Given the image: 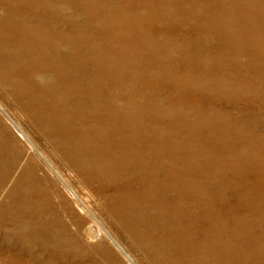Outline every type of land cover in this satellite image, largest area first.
<instances>
[{
    "label": "bare ground",
    "instance_id": "bare-ground-1",
    "mask_svg": "<svg viewBox=\"0 0 264 264\" xmlns=\"http://www.w3.org/2000/svg\"><path fill=\"white\" fill-rule=\"evenodd\" d=\"M240 56L244 58L243 61L238 60ZM109 64L113 66L110 68ZM101 65L109 68V72L104 74L110 81L117 80L118 75H113V70L120 71L126 68V65L133 71L141 70L148 75L154 74L158 82L170 84L169 114L177 113L174 102L178 100V105L185 106V110L179 111L181 119H185L183 117H187L188 114L198 117L204 114L207 120L221 121L219 123L223 124V132L227 136V133L231 132L229 128H233L232 123L244 117L256 120V114L260 113L253 105L260 100L259 92L264 81V0H0V79L28 96V101L33 100L28 102L29 110L33 112L34 109L38 112L39 120L46 127H54L55 114L61 111L68 117L80 116V120L92 119L95 123L94 128L102 125L104 134L109 139L115 140L118 134H124V129L128 131V135L122 136V141L135 140V143L137 142L141 147L139 146V150L116 148L114 159L117 158L123 167L128 166L131 170L142 171L135 181L136 187L139 188L130 200L136 202L141 196L147 202H151L148 203L147 211H152L153 207L156 214L154 220L146 215L143 220L138 215L137 223L135 218L132 220L127 218L132 214H128L129 210H127L126 216L122 214L125 221L135 226L141 222L139 225H142V228L147 223L155 229L159 236H156V240L161 242L164 241L166 232L162 233V230H158L161 228L157 222L165 226V231L169 232L166 237L169 249L170 224L179 228V234L174 235L176 240L173 241L179 243L182 248L189 249L195 246L196 240L193 239V235L185 233V230L190 229L195 231L196 235L202 236L204 249L210 246L216 247L218 233L221 225L225 224L226 217L221 219L212 216L211 201L204 202L202 190L194 186L195 182L194 184L190 182V186L193 187L188 188L189 190L183 188L184 185L181 186V182L175 179L180 177V174L183 179V173L174 175L176 169L170 167L171 160L180 165L187 157L185 153L191 151L187 150L184 153L185 146L179 147L180 149L176 147L178 156L175 159L164 158V152H160L163 145L162 138L156 135L153 129L148 133L138 130L137 124L132 119L135 116L128 115L129 111L126 108L107 112L102 99L105 96L104 87L99 82L103 76L98 74L93 76L95 79L90 78L89 70L84 68L93 67L94 70L96 66L101 67ZM34 75L43 77L44 81L41 79L43 86L34 80ZM129 78L134 81L138 79L133 74H129ZM52 91L55 100H51ZM35 93L43 95L44 98L39 102L35 101L32 96ZM222 96L230 111L217 107L221 103ZM56 104H59L58 108H55ZM150 112L155 114L153 109ZM79 122L77 136L79 138L82 135L84 137L89 135L88 143L91 146L93 128ZM74 129L76 134L75 126ZM231 134L233 136L232 132ZM253 140L254 144L264 147V135ZM115 144L113 143L114 146ZM75 148H83V146L76 144ZM74 153L78 160L82 159L83 151L74 149ZM244 156L245 153H241V157ZM166 159L169 161V164L166 162L169 167L161 164ZM139 163L142 166L140 170L137 169L139 166L136 167ZM4 167L0 168V181L5 182L10 176ZM27 178L25 184L11 180L9 188L0 197V216L5 215L9 218V222L15 226L14 229L11 228L15 230L14 232L24 231L26 234L22 238L25 241L33 236L29 230L33 225L35 228L40 225L45 226L41 220L45 205L39 201L40 197H37L39 192L36 193V190L27 186L36 183L32 180L34 177ZM23 184L28 192L27 196L24 192L19 200L14 193L23 191ZM140 193L142 195H139ZM35 203L38 205L36 206ZM226 215L228 214L225 213L224 216ZM244 216L245 214L239 216L237 225L244 223L246 219ZM226 241L228 240H224ZM206 252L207 254L203 252V258L210 256L207 249ZM9 262L26 264V261ZM167 263L170 264V261ZM186 264H264V261L210 260L187 261Z\"/></svg>",
    "mask_w": 264,
    "mask_h": 264
},
{
    "label": "rangeland",
    "instance_id": "rangeland-1",
    "mask_svg": "<svg viewBox=\"0 0 264 264\" xmlns=\"http://www.w3.org/2000/svg\"><path fill=\"white\" fill-rule=\"evenodd\" d=\"M88 34L86 31V35ZM238 60L243 61L244 58L240 56ZM109 65L110 68L113 66ZM84 68L89 70L90 78L98 76V74L103 76L99 82L104 87L105 96L102 98L104 109L107 112H113L119 108H126L129 111L128 115L135 116L132 119L137 124L138 130L148 133L153 129L155 134L162 138L163 145L160 152H164V158L173 157L175 159L178 156L177 148L180 149L184 146L187 148L183 150L184 153L187 150L191 151L185 153L187 157L180 165L173 163L174 161L170 159L172 163L170 167L176 169L174 170L176 173L172 171L174 175L183 173V179L186 180L182 179L181 174L180 177L176 176L177 178H175L179 183L181 182L180 185H184H181L183 188L189 190L188 188L193 187L190 186V182L193 184L195 182L194 186L202 190L204 202L211 201L212 216L215 215L221 219L226 217L225 224L221 225V231L219 230L218 233L217 248L212 246L208 247L209 249L206 248L210 256L214 253L215 255L210 259H208L210 256L203 258V252L206 254L207 252L204 245L202 247V236L196 235L192 229L185 230V233L193 235V239L196 240L195 246L189 249L182 248L179 243L173 241L176 240L174 235L179 234V228L170 224L169 249L168 238H166L169 232L165 231V226H161L157 222L161 228L158 230H162V233L166 232L162 243L156 240L155 229L147 223L142 228V225H139L141 222L135 226L122 217V214L126 216L127 210H129L128 214H132L127 218L130 220L135 218L138 223V215L139 218H143L145 215L149 218L151 216L154 220L156 214L153 207L152 211H147L149 210L148 203L151 202H147L141 196L136 202L130 200L139 188V186L136 187L135 181L140 175L139 172H142L140 163L136 165V167L139 166L137 169L140 171H135L128 166H121L118 159H114L116 148L140 149V145L135 143V140L122 141V136L128 135V131L124 129V134H118L119 138L109 139L105 136L102 125L99 124L100 126L94 128L95 123L92 119L80 120V116L68 117L61 111L55 114V128L53 126L46 127L39 120L38 112L34 109L33 112L29 110L30 103L28 102H33V100L28 101V96L0 79V165L2 164L0 168L3 169L5 166L4 168L10 176L5 182L0 181V193L2 192L0 197L9 188L11 180L21 181L25 184V180H28L27 177L29 179L34 177L35 179L32 180L34 183L36 182L35 186H27L36 190V193L39 192L37 197H40L39 201L45 205L42 211L43 219L41 218L45 226L41 227L42 225H40L35 228L33 225V228L29 229L33 236L28 241L22 238L26 234L24 231L14 232L15 226L9 222V218L5 215L0 216V261H2L0 264H7L9 261H26V264L29 262H31L30 264H168L167 261H170V264H186L187 261L210 260L264 261V147L253 142V139L264 135V99H262L264 98V81L263 85L261 84L262 90L260 89L259 92L260 100L253 105L260 112L256 114L257 119L244 117L242 120H236L237 122L232 123L234 126L231 125L233 128H229L233 136L231 132H228L226 136V133L223 132V124L219 123L221 121L207 120L204 114H201L200 117L188 114L187 117H183L185 119H181L179 111L185 110V106L178 105V100L174 102L177 113L169 114L170 84L158 82L154 74L148 75L141 70L133 71L126 65V68H119L120 71L114 69L113 75H118L117 80L110 81L104 74V72H109L108 67L96 66L94 70L93 67H90L91 69ZM129 74L138 77L136 82L129 78ZM33 78L43 86V77L36 75ZM35 94L32 95L35 101L39 102L44 98L41 94ZM53 96L52 91L51 100H55ZM224 100L223 96L220 97L222 105L219 104L217 107L230 111ZM58 107L59 104H56L55 108ZM152 109L155 114L150 112ZM78 121L84 123V126H92L91 146L88 143L89 135L86 137L82 135L78 138ZM80 122L79 124H81ZM232 139L234 140L231 141ZM113 143H116L115 146ZM76 144L82 145L83 148H75ZM74 149L83 151L82 159L78 160L75 157ZM257 150L261 151L258 153ZM169 152L170 154H168ZM241 153H245L246 156L241 157ZM191 157L193 158L190 159ZM166 162L169 164L167 159L161 164L166 167L168 166ZM24 184L23 191L14 193L19 200L24 192L27 196L28 191ZM33 195L36 198L34 193ZM35 200L37 201V199ZM35 200L34 202H36ZM16 201L19 203L18 200ZM14 204L16 206V203ZM35 205L37 206L38 203ZM227 210L229 211L226 212ZM225 213L228 215L224 216ZM243 214L246 218L244 223L237 225ZM35 216L37 217V215ZM240 227L242 228L240 229ZM41 230L44 231L41 232ZM12 234H15L16 238ZM224 240L228 241L224 242ZM258 242L259 244H257ZM169 250L170 256H168Z\"/></svg>",
    "mask_w": 264,
    "mask_h": 264
}]
</instances>
